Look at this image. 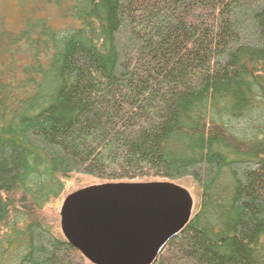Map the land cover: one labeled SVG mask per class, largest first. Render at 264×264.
<instances>
[{"label":"trees","instance_id":"obj_1","mask_svg":"<svg viewBox=\"0 0 264 264\" xmlns=\"http://www.w3.org/2000/svg\"><path fill=\"white\" fill-rule=\"evenodd\" d=\"M45 7L0 30V264H88L43 212L72 175L195 183L153 264H264V0Z\"/></svg>","mask_w":264,"mask_h":264},{"label":"water","instance_id":"obj_2","mask_svg":"<svg viewBox=\"0 0 264 264\" xmlns=\"http://www.w3.org/2000/svg\"><path fill=\"white\" fill-rule=\"evenodd\" d=\"M174 183H103L68 195L59 212L65 241L89 264H153L192 218Z\"/></svg>","mask_w":264,"mask_h":264},{"label":"rangeland","instance_id":"obj_3","mask_svg":"<svg viewBox=\"0 0 264 264\" xmlns=\"http://www.w3.org/2000/svg\"><path fill=\"white\" fill-rule=\"evenodd\" d=\"M47 2L48 0H0V30L13 32L14 30H21L26 20H39L41 18L40 15H42V17H52L55 15V11L52 7H45ZM54 25L56 28H60L63 24L62 22L55 21ZM150 181L144 180L138 181V183ZM103 183L104 182L84 175H72L64 180L63 192L51 200L43 210L46 222L55 236L62 237L59 225V212L64 199L79 189ZM172 183L188 191L193 200L194 213L199 202V190L195 183L188 178Z\"/></svg>","mask_w":264,"mask_h":264}]
</instances>
